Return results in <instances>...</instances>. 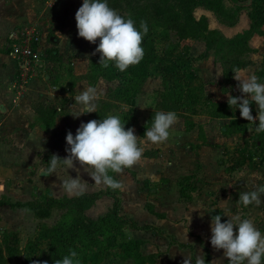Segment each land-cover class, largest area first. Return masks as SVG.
<instances>
[{
	"label": "rangeland",
	"instance_id": "rangeland-1",
	"mask_svg": "<svg viewBox=\"0 0 264 264\" xmlns=\"http://www.w3.org/2000/svg\"><path fill=\"white\" fill-rule=\"evenodd\" d=\"M129 1L122 0L123 5H125L123 9H115L112 5H108L120 14L124 12V9L127 10V3ZM245 1L247 2L248 0ZM82 3L83 0H0V73H2L0 83L5 85V89L9 90L16 76L14 72L10 76L9 72L11 71L7 72L14 65L11 62L12 57L7 48V33L11 28L18 25H28L35 27L41 32V53L35 73L36 75L29 81L32 89H29L26 95L33 98L30 100L32 106H36L42 100L41 96H36L34 92L37 86H44L45 90H48L49 87L55 90L51 84H56V93L58 95L56 97L45 95L43 100V104L56 107L54 126L50 129H45L44 136L41 132L34 134L36 141L33 145V150L37 151L36 154L38 156H43L42 161L45 162V165L44 163L41 165V161H38L39 164L37 166L35 165L36 167L28 175V172H25L28 171L26 170L27 168L18 173L17 171L19 169L14 172V175L19 177V185L21 184L20 181L27 179V176H29V182L32 181L31 178L34 175L37 176L34 183L35 190L32 192V201L36 199L44 200L50 194L53 195L50 187H53L55 193H59V197L67 195L59 186L61 181L57 176L55 174L47 177L42 176L41 169L49 166L52 151L59 152L64 156L68 155L65 151L68 147L66 144V135L74 129L73 124H78V122L70 121L67 118L65 119L62 115L72 110L71 105L75 103L74 97L78 94V91H83L84 86L96 87L100 92L99 98L96 101L98 107L99 103L107 97L109 90L117 84L116 80L108 81L101 78L95 82H91L93 80L90 78V81L87 78L90 61L99 54L96 53L93 55L99 44V39H97L96 44H92L78 36L75 13L82 6ZM152 3L153 0H135V2H131V5L143 7L152 6ZM199 13L200 10L196 9L195 15L197 17L200 15ZM213 14L208 16V25L212 27L211 29H217L213 27L216 25L215 23L221 20L224 21V19H220V17ZM158 30L165 32L163 28L161 30V27ZM168 32L171 42H175L177 38L175 37L173 29H168ZM59 35L63 37V42L61 44L59 42L53 44L51 39L60 37ZM165 43L166 41L159 42V48L163 47ZM55 50H57L58 54L52 56ZM177 51L180 52L179 48ZM211 55L213 54L211 53ZM51 57L54 60L58 59V62L54 61L52 63ZM193 60L195 59L193 58ZM110 64L115 69L112 62ZM262 69H264V63ZM155 71H157V68H155ZM46 75L49 76L47 77ZM160 89H162L160 77L147 79L142 87V91L135 97L136 100L132 105L120 104L110 112V115L120 116L123 113L126 114V111H130V114L131 112L133 115L135 113L139 120H143L146 114L154 107L155 92ZM62 91H66V93L61 94ZM1 103L2 99L0 100ZM2 107L0 108L2 109ZM250 107L252 115L255 118L257 116V105L252 103ZM1 109L0 143L7 142L12 145L11 148L13 151L17 152V150L25 148L23 136L26 128L17 126V121L11 118L1 121L4 115L7 114L4 107L3 110ZM229 109L232 111V108L229 107ZM233 113L236 117L241 118L239 108L235 109L233 107ZM81 116L88 121V118H91V113ZM177 117L184 123L182 117ZM194 117H191L192 120H194ZM36 119V116H32L28 121L35 123L38 122L35 121ZM85 120H81L80 124L82 122L87 123ZM180 121L176 120L172 129L175 130V134L177 135L175 145L183 148L193 138L184 134V127ZM228 122L229 119H226L225 122H210L207 124L209 147H204L202 152H198L195 155H188L187 150L184 148L177 155L181 161L190 157L197 161L194 162L193 170H191L193 172V174L191 173L193 178L188 181H182L183 187L186 186L187 194L191 195L192 199L190 201L182 199L179 196L178 182L183 176L181 173L188 172L187 166L174 168V170H171L172 173L167 171L170 176H173L170 190L168 189L166 194H162L163 196L161 198L156 199L159 206L158 210L162 213L163 219H165L161 222V227L165 230L160 231L157 227L155 230L153 225H149V227L143 229L145 231L143 236L145 239H141L143 240L140 248L141 255L146 257L152 253L157 255L155 262L151 264H185V261L189 259V264H191L193 259L196 261L197 255L199 254L205 258L207 255L205 248L208 249L210 262L213 260L215 264H228L227 259L223 255V250L217 251L210 243L212 217L216 215L224 217L225 215L223 210L218 208L219 196L217 194L220 196H230V198H227L229 208L226 211H230L232 214L239 213L242 219L253 220L256 228L264 234V194L261 195L262 202L259 205L253 203L245 207L238 203L239 193L253 191L255 187L264 185V161L262 160V153L258 152L251 145L252 141L250 139V136L256 132L255 127L258 126L259 121L256 120L255 124L247 121V131L245 133H233L232 135L224 136L222 128ZM193 128L195 129L194 133H197L198 140L200 141L197 143V146L207 145L205 128L202 125H197V127ZM199 128L200 132L203 133V138L199 137ZM245 141L248 142L245 143ZM42 143H45V148ZM166 145L168 148L172 146L171 143H167ZM191 149L195 150V147L192 145ZM198 156L209 165L206 170L199 163L200 159L194 158ZM34 158L35 155L33 156ZM193 159L191 162L194 161ZM237 160H241L243 164L233 171L227 172L225 167L232 165ZM186 163L185 165L188 164ZM75 167L80 169L79 176L83 181L88 184L94 183L78 162ZM7 169L4 167L0 170V184L5 189V192H0L2 193L0 194V196L2 195L0 201H9L6 198L8 197L6 194L9 193V187L7 185H9V179L13 175ZM234 171H237V173L234 174L235 177L230 178L232 180L230 181L227 177H230ZM227 174H230V176H227ZM57 175L63 178H68L69 176L76 178L78 173L74 169L67 170L66 166H62L58 170ZM174 178H177V181ZM160 180L163 182L164 177H161ZM232 182L236 184V187L233 186L234 184ZM0 191H2L1 188ZM232 195L234 199L231 198ZM28 196H31V194ZM221 204L225 205L226 202H221ZM140 205L142 203L139 201L132 204L135 210H138ZM148 205L149 202L146 201L144 207L146 208ZM218 210H221V213ZM105 212L106 209L100 205L98 207H90L86 211V214L92 218H97ZM62 213L63 210L53 208L48 218H37L28 207L25 208L24 212L18 213V215L7 214L0 210V214L3 216V222L0 218V250H3L6 255L4 264H29L27 258H35L40 252L38 250L44 248L46 245L45 241L38 238L39 229L43 225H52L60 218ZM226 219L227 217H224V220L221 219V222H224ZM127 236L130 237L128 234ZM5 242L14 247V254L10 255L5 252ZM100 264L139 263L133 259L120 260V258L114 256ZM144 264L150 263L145 262Z\"/></svg>",
	"mask_w": 264,
	"mask_h": 264
},
{
	"label": "trees",
	"instance_id": "trees-1",
	"mask_svg": "<svg viewBox=\"0 0 264 264\" xmlns=\"http://www.w3.org/2000/svg\"><path fill=\"white\" fill-rule=\"evenodd\" d=\"M131 2H135V0H130L127 3V10L124 9L120 15L125 18L131 17L137 28H139L140 21L147 22L149 30L141 45L145 55L138 65L129 66L124 72H120L116 68L113 69L111 64L109 68L101 67L99 54L91 59L87 72V78L90 81L93 80L91 82L101 78L117 81L116 86L111 88L107 97L99 103L97 112L91 113L92 120L106 118L120 104L132 105L137 94L142 91L146 80L151 77H160L162 89L155 92L154 107L147 114L145 123L141 127L142 133L151 127L152 118L156 111H174L177 116L184 119L187 130L195 126L191 118L192 115L203 113L211 118L229 119L226 126L222 128L224 136L233 133H245L247 121L236 117L233 109L232 111L229 109L227 101L216 103L205 97L203 84L197 81L191 66L193 59L184 58L177 50L182 40L201 41L204 44V50L197 58H204L211 53L213 54L215 61L220 63L222 68L221 90L223 92L229 91L234 84L232 70L234 68L243 69L251 64L250 55L255 52V49L249 45L251 36L259 34L264 39V30L262 29L264 0H248L246 4H243L245 0H153L152 6L143 7L133 6ZM107 3L115 9L125 7L122 0H107ZM199 7L212 11L220 19H224V21H220L221 23L227 25H232L240 10L246 7L250 19L249 28L231 38H226L220 30L209 28L206 15L202 14L199 17L195 15V10ZM159 27L161 30L163 28L165 32L158 30ZM171 28L177 38L175 42H171L169 32L167 33L168 29ZM162 41H166V43L159 48L158 43ZM57 54L58 52L55 50L52 56ZM57 60L51 57L52 63L58 62ZM258 75L264 77V69H261ZM33 110L42 128L49 129L54 125L55 106L39 102L33 107ZM119 117L121 122L125 124V130L133 126L134 119L130 111H126V114L123 113ZM199 137H204L200 128ZM250 139L251 145L262 153V160L264 161V132H255L250 136ZM247 142L245 141V143ZM152 153L153 151H144L143 155L150 156ZM242 164L241 160H237L225 168L227 172H231ZM125 170L130 171V168ZM109 174L117 179L115 173ZM192 174L183 175L178 182L179 196L187 201L192 198L191 195L187 194L186 186L183 187L182 181L191 180ZM132 175L134 176L133 172ZM104 196L112 199L111 207L97 218L88 216L86 211ZM4 204L11 207H28L37 218H48L53 208L63 210L56 222L52 225H43L39 229L38 238L45 241L46 245L38 250L40 252L35 258H27L29 264H45V262L46 264H55L56 260L69 255L70 249L77 252L78 255L75 260H78L79 264H100L114 256L120 260L133 259L139 264L145 262L151 264L155 262L157 257L155 253L147 257L141 255L140 248L143 240L127 236V228L145 229L149 225L138 226L132 219L119 214V189L112 190L106 187L96 192H84L82 195L70 197H55L50 194L44 200L36 199ZM146 208L150 213L163 217V215L153 211L151 204ZM218 212L221 213V210ZM221 219L224 220V217L222 216ZM4 248L8 254H14V247L8 243L5 242ZM205 250L207 251L206 264H210L208 249L205 248ZM5 258V253L0 250V264H4ZM191 264H195L194 259ZM262 264H264V258H262Z\"/></svg>",
	"mask_w": 264,
	"mask_h": 264
},
{
	"label": "clouds",
	"instance_id": "clouds-1",
	"mask_svg": "<svg viewBox=\"0 0 264 264\" xmlns=\"http://www.w3.org/2000/svg\"><path fill=\"white\" fill-rule=\"evenodd\" d=\"M75 20L80 38L92 44H96L99 39L93 55L99 53L101 67L109 68L112 62L116 69L124 72L143 59L145 51L141 45L149 30L146 21H140L137 28L131 17L121 16L108 5L107 0H83L82 6L75 13ZM232 72L243 95L233 97L229 94V107L239 108L241 118L253 124L258 120L255 131L264 132V83L258 82L255 74L245 75L240 68H234ZM99 95V90L94 86H84L83 91H78L74 97L75 103L71 105L73 118L97 112L96 101ZM252 103L257 105L255 118L250 107ZM176 120L177 114L174 111H156L151 127L145 130L143 138L136 136L133 128L125 130V124L116 115L82 122L75 136L71 131L66 135L67 157L52 155L49 166L41 169V174L45 177L55 174L61 181L59 186L69 196L82 195L88 183L79 176L80 169L75 167L78 162L94 184H103L112 190H123L122 182L109 173L123 174L125 169L132 168L141 160L145 146L167 142L169 130ZM62 166H66L67 170L77 171V177L63 178L57 175ZM262 194L264 185L255 187L253 191L239 193L238 203L245 207L253 203L259 205ZM224 217H227L224 222H221L220 215L212 217V247L217 251L223 250L228 264H262L264 234L256 228L253 220L242 219L239 213L232 214L230 211H226ZM77 255L76 251L70 249L69 255L56 260L55 264H79L75 260ZM189 262L190 259L185 264ZM195 264H206L203 255H197Z\"/></svg>",
	"mask_w": 264,
	"mask_h": 264
},
{
	"label": "crops",
	"instance_id": "crops-1",
	"mask_svg": "<svg viewBox=\"0 0 264 264\" xmlns=\"http://www.w3.org/2000/svg\"><path fill=\"white\" fill-rule=\"evenodd\" d=\"M246 4V1L243 3ZM200 10V15H206L207 17L210 16V14H213L212 11L206 10L204 8H196ZM199 15V16H200ZM214 15V14H213ZM198 16V17H199ZM217 21V20H216ZM216 25H214V28H217L220 30V32L225 36L226 38H231L237 33H240L244 31L245 29L249 28L250 25V19L248 17V8L244 7L240 10L238 17L236 18L235 22L232 25H227L223 24L221 22H216ZM23 26V25H18L16 27ZM209 28H212L209 25ZM11 28L10 30H12ZM262 29L264 30V24L262 25ZM9 32V31H8ZM41 33V32H40ZM8 34V33H7ZM60 36V35H59ZM65 37V35H64ZM51 42L53 44H57L58 42L61 44L63 42V37H56L51 39ZM41 44V40H40ZM181 46L179 45V51L178 53L182 54L184 58H188L192 60L193 58H196L195 60H192L191 66L194 70V73L197 77V81L199 83L203 84V89L205 93V97L211 101V102H216V103H221V102H226L228 100V95H233L235 97L242 96L243 94L238 88V81H236L233 78V86L229 91L223 92L221 90L222 86V68L218 62L215 61L213 55H209L204 58H197V56L204 50V44L201 41L198 40H192V39H185L180 42ZM249 45L251 48L255 49L254 53H251V64L248 65L246 68H243L242 70L244 71L245 75H251L255 74L258 77V82L264 83V77H259L258 73L262 69V65L264 63V39L262 36L259 34H254L251 36L249 40ZM9 51V50H8ZM40 53H41V48H40ZM12 57V56H11ZM11 62H13V67L10 68L7 72H9V76L14 72L16 75V70H17V63L15 59L12 57ZM0 73V77H1ZM14 75V76H15ZM8 76V77H9ZM47 77L49 75H46ZM34 79V78H33ZM149 79V78H148ZM15 80V77H14ZM2 81V80H1ZM147 81V80H146ZM13 82L11 83L10 89L7 90L5 89V85L0 83V97L2 99V105L0 104V107H4L5 112L7 113L4 115L3 120L5 121L8 118H11L12 120L17 121V126H23L26 129L24 130V136H23V141L25 143V148L17 150V152L13 151L11 148L12 145L8 144L7 142H1L0 143V170H2L4 167L8 168L7 170L12 172V177L9 179V185H7L9 188V193L6 194L9 199V201H2L0 203V210L5 213H10L12 215H18V213L24 212L25 208L24 207H11L8 204L4 203H14V202H26L32 199V192L35 190L34 188V183L35 180L37 179V176H33L32 181L29 182L27 176V179L20 181L19 183V177L14 175V172L19 169L18 172H21L23 170H28L25 172H28L27 175L34 169L39 163L38 161H41L40 164L42 165L45 162L42 161L43 156H38L36 154L37 151L33 150V145L36 141V138L34 137V134L36 132H41L44 136L45 134V128H42L39 124V122H29V118L32 116H36L32 103L30 100L33 98L26 95V92L31 88V85L27 86L26 91L22 95H16V93L13 91ZM54 86L53 90L52 88L49 87L48 90H45L44 86H37L35 87V94L36 96H41L42 100L39 102H43L45 95L48 96H58L56 93V84H51ZM59 91V90H57ZM60 92V91H59ZM66 93V91H62L61 94ZM140 94V93H139ZM137 94V96L139 95ZM0 99V100H1ZM136 99H134L135 102ZM133 102V103H134ZM3 107L1 110H3ZM68 112V113H67ZM65 112L62 116L64 118L70 120V121H77L78 124H73V128L71 130L73 136L76 134L77 128L80 126V121L85 120L82 116L78 117V120L76 118H73L72 110H69ZM35 114V115H34ZM148 114V113H147ZM146 116L144 117L143 120H139L138 117H136V114L134 115L131 112V116L135 117L133 126L131 128L134 129V133L136 136L143 138L144 132L142 133L141 127L145 123ZM194 117L193 122L195 123L194 127H197V125H202V127L205 128L206 130V143L207 145L205 146H197V143L200 141L198 140L197 133H194L195 129L187 130L185 127V124L179 120L183 127H184V134L191 136V139L187 144H185V147H178L176 146V140H177V135L175 134V130L172 129V127L169 130V138L167 142L162 143V144H157V145H147L145 146V151H153V153L150 156H144L142 155L141 160L132 168H130V171L124 170L123 174H116V177L118 180H120L123 184V190H119V197H120V211L119 214L132 219L138 226H143V225H153L160 231L165 230L163 227H161V222H163V217L158 218L156 215L150 213L147 208L144 207L146 201L149 202V204L152 205L153 211L157 214H162L158 210V204L157 200L161 198L163 195L166 194L167 190H170L171 183L173 176H170L169 173H172L171 170H174V168H183L187 166V171L181 173L182 175H187L191 174V170H193L194 162H197L193 158H186L183 159L182 161L180 160L179 157H177L178 153H180L184 148L187 150V154L190 155H195L198 152H202V149L204 147H209V141H208V131H207V124L210 122H225V118H211L210 116L206 114H193L192 117ZM37 117V116H36ZM14 118V119H13ZM56 118V116H55ZM92 118H88V121H90ZM35 121H38L37 119ZM87 121V120H85ZM87 121V122H88ZM175 125V124H174ZM54 126V125H53ZM52 126V127H53ZM51 127V128H52ZM150 128V127H149ZM19 129V128H18ZM50 129V128H49ZM138 129V131H137ZM190 131V132H188ZM182 132V133H183ZM189 133V134H188ZM180 142V141H179ZM167 143H171L172 146L171 148L167 147ZM174 143V144H173ZM186 143V142H185ZM184 145V143H182ZM42 145L45 148V143H42ZM192 145L195 147V150H192ZM200 147V148H199ZM168 148V149H167ZM28 154V155H27ZM59 155L61 158H66L67 156H64L61 153L57 152H51V155ZM35 155V158L33 159V156ZM194 158H199L194 157ZM194 160L191 162V160ZM200 161L199 163L202 164V168L204 170L207 169L208 164L205 163V161H202L201 158H199ZM188 164H187V163ZM185 163L187 165H185ZM204 163V164H203ZM177 164V165H176ZM36 165V166H35ZM189 167V168H188ZM190 170V172H189ZM169 173H168V172ZM132 172L134 173V176L132 175ZM237 171H234L232 175L230 174L227 176L229 180L232 177H235L234 174H236ZM208 176V174H207ZM240 176V175H239ZM161 177H164V180L162 182ZM209 177V176H208ZM175 180L177 178H174ZM177 181V180H176ZM232 181V180H230ZM236 187V184L232 182ZM153 184V185H152ZM200 184V183H198ZM238 184V183H237ZM95 187V188H94ZM0 188L2 191L0 192H5V189L2 184H0ZM106 186L103 184L101 185H96L94 183H90L86 185L85 192H96L102 189H105ZM233 189V187H232ZM50 191H52L53 196L59 197V193H55V190L53 187H50ZM221 191V190H220ZM225 193V191H223ZM2 194V193H0ZM31 194V196H28ZM219 200H218V208L223 210V213L226 212V210L229 208V204L227 198H230L228 195H219ZM2 196V195H1ZM0 196V198H1ZM62 196H69L67 195H62ZM70 197V196H69ZM232 199H234V196H231ZM139 201L142 203L140 205V208L138 210L133 209L132 204L136 203ZM221 202H226L225 205L221 204ZM103 206L106 211L111 207L112 205V199L109 197H101L99 198L95 204L92 207L95 206ZM228 205V206H227ZM167 216V215H165ZM0 218L2 219L3 222V216L0 214ZM96 218V217H95ZM148 231V230H147ZM150 232V231H149ZM126 233L134 239H145L143 236L145 234V231L143 229H133V228H127ZM213 260L210 262L212 264Z\"/></svg>",
	"mask_w": 264,
	"mask_h": 264
},
{
	"label": "built area",
	"instance_id": "built-area-1",
	"mask_svg": "<svg viewBox=\"0 0 264 264\" xmlns=\"http://www.w3.org/2000/svg\"><path fill=\"white\" fill-rule=\"evenodd\" d=\"M41 33L31 26L14 27L7 34V48L17 63L13 91L22 95L36 74L40 61Z\"/></svg>",
	"mask_w": 264,
	"mask_h": 264
}]
</instances>
